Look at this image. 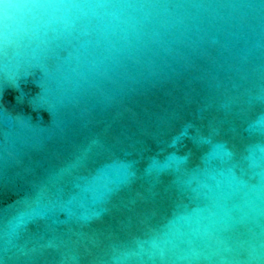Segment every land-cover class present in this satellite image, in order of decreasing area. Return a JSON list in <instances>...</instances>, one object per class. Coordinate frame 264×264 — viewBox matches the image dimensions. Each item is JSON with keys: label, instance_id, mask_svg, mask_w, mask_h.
Returning <instances> with one entry per match:
<instances>
[{"label": "water", "instance_id": "obj_1", "mask_svg": "<svg viewBox=\"0 0 264 264\" xmlns=\"http://www.w3.org/2000/svg\"><path fill=\"white\" fill-rule=\"evenodd\" d=\"M0 264H264V0H0Z\"/></svg>", "mask_w": 264, "mask_h": 264}]
</instances>
